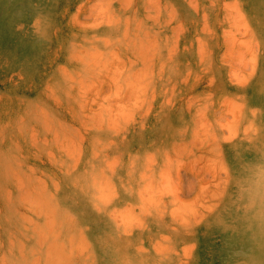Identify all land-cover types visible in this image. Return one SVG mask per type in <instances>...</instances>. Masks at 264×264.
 I'll return each instance as SVG.
<instances>
[{"label":"rangeland","instance_id":"rangeland-1","mask_svg":"<svg viewBox=\"0 0 264 264\" xmlns=\"http://www.w3.org/2000/svg\"><path fill=\"white\" fill-rule=\"evenodd\" d=\"M263 178L264 0H0V264H264Z\"/></svg>","mask_w":264,"mask_h":264},{"label":"bare ground","instance_id":"bare-ground-1","mask_svg":"<svg viewBox=\"0 0 264 264\" xmlns=\"http://www.w3.org/2000/svg\"><path fill=\"white\" fill-rule=\"evenodd\" d=\"M258 183H259V180L257 181ZM262 183H264V178H263V180H262ZM258 190H259V192H258V194L259 195H256L255 197L258 199V197H260V199L263 197L264 198V186L263 185H261V186H259V188H258ZM260 193H262V194H260ZM257 199L255 200V201H257ZM251 206H256L255 204H252ZM264 214V209H262L260 212H259V214ZM250 216V215H249ZM253 216V215H252ZM250 218V217H249ZM248 218V222H247V228H251L250 227V222L252 221V218L251 219H249ZM90 221H92V220H90ZM92 226H93V224H92ZM264 228V224L262 225V224H260L259 225V227H257V228H255V230H254V228L252 229L253 231H252V235H256V233H260V231L262 230ZM248 242V241H247Z\"/></svg>","mask_w":264,"mask_h":264}]
</instances>
